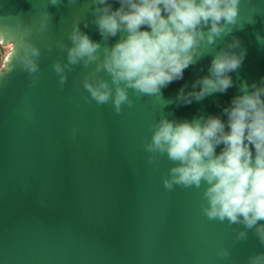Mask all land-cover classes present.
Returning a JSON list of instances; mask_svg holds the SVG:
<instances>
[{"label": "water", "instance_id": "obj_1", "mask_svg": "<svg viewBox=\"0 0 264 264\" xmlns=\"http://www.w3.org/2000/svg\"><path fill=\"white\" fill-rule=\"evenodd\" d=\"M83 2L48 5L50 23L41 32L31 0H0V23L5 13L13 27L21 23L15 13L30 15L31 38L41 47L35 82L18 66L0 80V264H247L250 254L264 251L252 230L236 240L243 225L209 219L202 211L203 185L166 188L162 178L172 162L159 155L150 163L144 147L162 110L176 118L219 112L236 84L191 104L164 106L162 98L130 89L133 103L119 113L111 101L97 104L84 88L94 65H72L61 86L53 62L64 63L66 53L57 40L67 43L72 19L84 14ZM258 2L264 9V0ZM248 3L241 0L242 17ZM87 18L88 27L80 26L93 39H117L104 41ZM254 19L215 45L235 35L246 48L233 73L237 83L264 75V45L256 40L257 32L264 35V15ZM0 44L9 45L5 63L10 44ZM210 58L186 68L182 79L161 89L162 97L174 101L181 85L190 87L206 74ZM221 246L230 249L229 256L218 255Z\"/></svg>", "mask_w": 264, "mask_h": 264}, {"label": "clouds", "instance_id": "obj_2", "mask_svg": "<svg viewBox=\"0 0 264 264\" xmlns=\"http://www.w3.org/2000/svg\"><path fill=\"white\" fill-rule=\"evenodd\" d=\"M60 2L47 0L43 6L31 0L39 16L37 31L49 26L48 5ZM77 2L66 0L68 5ZM114 2L118 6L113 7ZM80 7L84 14L72 19L67 43L57 40L66 61L55 60L53 68L63 86L66 69L75 64L94 65L83 86L97 104L111 101L119 113L122 105L133 103L130 89L134 94L162 98L163 106L191 104L236 84L237 92L219 112L176 118L162 110L150 124L151 135L144 147L150 163L159 155L172 162L162 178L166 188L203 185L202 211L209 219L241 224L236 240L247 239L250 229L264 244V75L259 80H234L233 73L246 55L237 36L215 47L234 28L264 15L258 0H249L244 17L241 0H84ZM15 15L21 19L15 27L6 22L7 13L0 23V41L10 44L7 61L0 63V80L18 66L35 82L41 47L31 38V16L25 19L22 11ZM87 17L104 41L117 39L104 44L93 39L80 26L82 22L88 27ZM256 40L264 45L259 32ZM46 47L50 50L51 43ZM206 55L211 57L206 74L197 76L190 87L181 85L174 101L164 99L161 89L182 79L184 70ZM218 255L227 257L230 249L221 246ZM247 264H264V251L250 254Z\"/></svg>", "mask_w": 264, "mask_h": 264}, {"label": "trees", "instance_id": "obj_3", "mask_svg": "<svg viewBox=\"0 0 264 264\" xmlns=\"http://www.w3.org/2000/svg\"><path fill=\"white\" fill-rule=\"evenodd\" d=\"M9 51V45L3 46L0 44V63H3L5 56Z\"/></svg>", "mask_w": 264, "mask_h": 264}, {"label": "rangeland", "instance_id": "obj_4", "mask_svg": "<svg viewBox=\"0 0 264 264\" xmlns=\"http://www.w3.org/2000/svg\"><path fill=\"white\" fill-rule=\"evenodd\" d=\"M6 46V45H5Z\"/></svg>", "mask_w": 264, "mask_h": 264}]
</instances>
